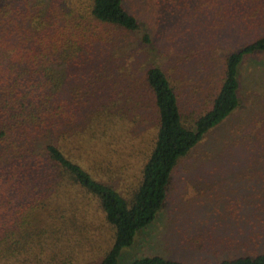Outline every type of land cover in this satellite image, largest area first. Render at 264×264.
<instances>
[{
  "label": "trees",
  "instance_id": "16d2710c",
  "mask_svg": "<svg viewBox=\"0 0 264 264\" xmlns=\"http://www.w3.org/2000/svg\"><path fill=\"white\" fill-rule=\"evenodd\" d=\"M151 1L186 8L193 25L216 9L225 16L233 3L243 31L259 33L227 56L222 85L202 114L183 109L157 62L141 79H116L114 52L141 27V1L0 0V264H73V253L94 243L105 224L113 241L99 264H121L122 249L163 208L181 159L241 106V65L264 51V0ZM144 40L150 43V34ZM155 119L148 149L126 140ZM252 138L247 166H264V132ZM126 153L142 161L128 195L109 179L126 167L127 159L118 160ZM248 207L228 209L230 220L255 227L233 239L248 252L215 263L152 254L126 264H264V196Z\"/></svg>",
  "mask_w": 264,
  "mask_h": 264
},
{
  "label": "rangeland",
  "instance_id": "374dc122",
  "mask_svg": "<svg viewBox=\"0 0 264 264\" xmlns=\"http://www.w3.org/2000/svg\"><path fill=\"white\" fill-rule=\"evenodd\" d=\"M139 1L141 27L114 52L120 72L115 75L114 70L105 79L110 82L115 75L120 83L135 81L143 77L148 64L157 62L174 82L183 109L204 113L222 85L227 56L253 40L258 31H243L233 3L223 12L225 16H219L221 8L216 9L208 17L198 18L200 25H193L187 16L190 11L185 8L179 13L180 7L174 2L168 9L151 0ZM146 33L150 34V43L144 40ZM239 77L241 106L181 159L167 201L153 224L137 233L132 246L122 249L121 264L152 254L189 263H215L231 253L250 251L233 239L237 235V241L239 237L244 239L243 230L255 227L244 223L245 219L230 220L228 209L239 202L249 208L259 195L264 196V166L249 167L245 159L246 150L254 146H248L252 137L264 132V51L245 58ZM156 121L131 129L126 140L140 151L148 149L157 131ZM127 155L118 156V160H128L126 167L120 166L117 176L109 178L126 195L136 184L142 163ZM248 212L255 217L253 210ZM105 227L94 243L73 253V264H99V257L113 241L112 228Z\"/></svg>",
  "mask_w": 264,
  "mask_h": 264
}]
</instances>
